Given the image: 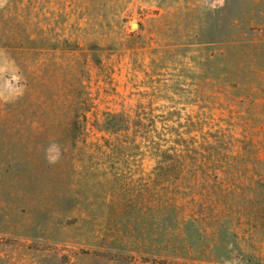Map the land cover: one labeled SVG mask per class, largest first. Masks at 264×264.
Instances as JSON below:
<instances>
[{"label":"rangeland","instance_id":"1","mask_svg":"<svg viewBox=\"0 0 264 264\" xmlns=\"http://www.w3.org/2000/svg\"><path fill=\"white\" fill-rule=\"evenodd\" d=\"M0 264H264V0H0Z\"/></svg>","mask_w":264,"mask_h":264},{"label":"clouds","instance_id":"2","mask_svg":"<svg viewBox=\"0 0 264 264\" xmlns=\"http://www.w3.org/2000/svg\"><path fill=\"white\" fill-rule=\"evenodd\" d=\"M50 162H54V161H50Z\"/></svg>","mask_w":264,"mask_h":264}]
</instances>
